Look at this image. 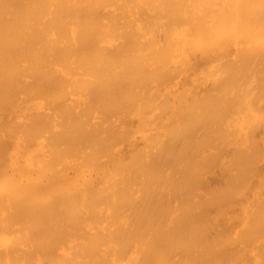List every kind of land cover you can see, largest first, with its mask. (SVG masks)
<instances>
[{
  "label": "bare ground",
  "instance_id": "obj_1",
  "mask_svg": "<svg viewBox=\"0 0 264 264\" xmlns=\"http://www.w3.org/2000/svg\"><path fill=\"white\" fill-rule=\"evenodd\" d=\"M0 264H264V0H0Z\"/></svg>",
  "mask_w": 264,
  "mask_h": 264
}]
</instances>
